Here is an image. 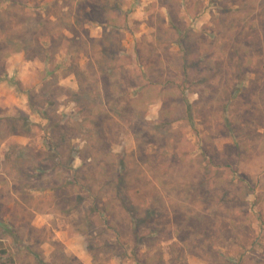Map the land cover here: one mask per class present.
<instances>
[{
  "label": "rangeland",
  "instance_id": "rangeland-1",
  "mask_svg": "<svg viewBox=\"0 0 264 264\" xmlns=\"http://www.w3.org/2000/svg\"><path fill=\"white\" fill-rule=\"evenodd\" d=\"M0 242L264 264V0H0Z\"/></svg>",
  "mask_w": 264,
  "mask_h": 264
},
{
  "label": "trees",
  "instance_id": "trees-1",
  "mask_svg": "<svg viewBox=\"0 0 264 264\" xmlns=\"http://www.w3.org/2000/svg\"><path fill=\"white\" fill-rule=\"evenodd\" d=\"M20 50H21V48H20ZM1 244L2 243L0 242V262L3 263V262H5V257H6V255L8 253V251H7L6 248L2 247Z\"/></svg>",
  "mask_w": 264,
  "mask_h": 264
}]
</instances>
